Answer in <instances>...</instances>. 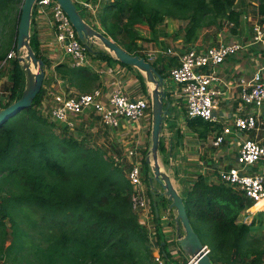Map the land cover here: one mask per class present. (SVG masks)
I'll return each instance as SVG.
<instances>
[{
    "label": "trees",
    "instance_id": "1",
    "mask_svg": "<svg viewBox=\"0 0 264 264\" xmlns=\"http://www.w3.org/2000/svg\"><path fill=\"white\" fill-rule=\"evenodd\" d=\"M23 1L0 0V21L3 7L9 2L21 3L22 7ZM106 1L100 10L103 9V14L98 29L127 52L142 57L137 51L138 42L148 40L139 34L140 26L154 30L166 18L184 21V44L191 47L197 43L207 44L221 32H227L225 23L230 26L229 31L236 34L243 17V10L234 0ZM259 13L264 16V0L260 1ZM19 21L20 16L15 24L16 37ZM30 45L47 66V60L40 54L33 39ZM12 50L16 53V45ZM98 54L102 60L121 64L102 51ZM1 60L7 65L10 97L8 103L1 105L0 111L20 100L26 86L25 72L18 57L8 59L4 55ZM159 60L153 66L164 78L171 67L179 65L174 58L162 65H158ZM57 69L73 81L72 86L87 91L84 93H91L99 87H92L99 78L90 68L61 64ZM138 80L143 91L147 92L146 80L141 73ZM84 84H89V88L83 87ZM43 94L44 88L31 108L0 125V176H3L0 179L4 182L0 193L4 197L0 206L1 213L5 214L0 223L4 228L2 223L8 219V208L17 215L21 206L33 208L31 206L36 205L44 211L40 222L49 227L47 231L40 230L48 245L35 244L31 240V250L25 257L26 237L15 215H12L13 239L9 246H1L2 258L5 255L8 264H153L147 233L132 209V186L126 176L104 158L81 149L72 137L60 138L48 133V119L38 109ZM187 126L191 130L202 129L203 133L211 130V124L201 119L188 120ZM214 132L219 134L221 128L214 129ZM56 148L62 153L57 154ZM165 149L162 142L159 152L164 153ZM143 163L146 182H149L151 167L145 160ZM197 176L183 196L192 227L210 249L212 262L238 264L253 257L250 264H262L264 250L251 249L248 238L262 227L263 221L254 217L250 223H240L241 216L253 206V202L221 181H212L203 174ZM8 194L11 196L5 197ZM151 202L158 226L160 216L156 217L154 210L157 202ZM28 219L34 221L32 217ZM3 236L6 238L4 231ZM159 240L160 244L166 243L160 235ZM164 252L166 259L169 258L165 247Z\"/></svg>",
    "mask_w": 264,
    "mask_h": 264
},
{
    "label": "built area",
    "instance_id": "2",
    "mask_svg": "<svg viewBox=\"0 0 264 264\" xmlns=\"http://www.w3.org/2000/svg\"><path fill=\"white\" fill-rule=\"evenodd\" d=\"M73 1L87 13L91 20L87 22L93 27L98 26V23H95L97 13L100 5L106 0ZM36 13L40 16L43 14L51 16L56 42L69 58L73 68L92 67L90 43L79 39L69 17L56 0H37L34 4V14ZM254 31V43L262 42L264 26L255 25ZM242 49L244 46L238 42H220L206 48L192 47L178 55L171 49L166 52H143L142 55L151 64L157 61L159 55L178 57L179 65L169 71V79L176 89L167 90V94L185 105V121L201 119L213 125H221V132L215 134L211 140L212 147L221 149L229 138L230 145L236 150L234 151L235 166L219 169L218 179L242 192L253 202V206L244 213L245 216H252L264 213V207H257L264 200V175L253 171L264 162V117L262 114L264 77L259 71L250 81L241 83L238 97L240 107L234 115L220 111L222 92L218 86L220 83L218 69L229 57L237 55ZM11 57L15 55H10L8 59ZM43 88L46 92L38 109L46 118L70 131L76 129L82 117L96 116L105 130L111 132L124 130L130 134L142 120L148 116L152 117L149 93L131 98L121 87H116L108 93L98 87L91 93L67 96L64 92L55 91L44 83ZM244 108L251 110L243 112ZM244 135L247 138L243 139ZM144 149L140 143L132 146L125 145V157L131 163L127 175V180L132 186L130 199L132 209L139 218L141 227L147 233L154 264H166L164 247L159 240L160 231L154 221V212L149 199L152 189L146 182L142 168V160L144 161L142 150ZM255 208L260 212L254 211ZM167 243L166 241V245ZM205 248L210 253L208 246Z\"/></svg>",
    "mask_w": 264,
    "mask_h": 264
},
{
    "label": "rangeland",
    "instance_id": "3",
    "mask_svg": "<svg viewBox=\"0 0 264 264\" xmlns=\"http://www.w3.org/2000/svg\"><path fill=\"white\" fill-rule=\"evenodd\" d=\"M252 1H255V3H258V4L260 3V0H252ZM105 2L107 1H104L100 5L99 11L97 13V20H96L97 22H95V23H98V22L99 23H98V26H95V28L100 27L99 24H100V18L103 14L102 13L103 9L102 11L100 10L103 7V4ZM15 4H16L15 2H9L7 6L3 7L1 11L2 20L0 21V101L2 99L6 103L9 102V97H10L9 89H8L10 85V81H9V76H8L7 65L4 60H1V58L4 55H6L7 58H9L10 55H15V57H18V54L14 53L12 49L16 45L15 41L17 37L15 35V31H17V28L15 29V24L19 16H21L20 9L22 7H21V3L16 4V5ZM23 4H24V1L22 3V6ZM76 5L81 10L80 6L78 4ZM35 11L37 12V8L35 9ZM43 16H46V15L43 14ZM82 16L86 21L91 22V20L87 16V13L83 10H82ZM226 26L228 27L227 32H230L229 31L230 26L226 25L225 23L224 27ZM185 27H186V23L184 21H178L173 18H166L163 21V23H158L155 26L154 30L152 29V27L140 26L138 30L139 34L142 37L146 38L148 41H139L137 51L142 54L143 52L144 53L145 52H155V51L166 52L168 49H171L174 53L176 52V53L181 54L185 50L189 49L190 46H186L184 48V44L175 43L176 41L173 40V37L178 32H179L178 35L180 36H182V34L185 35L184 32L182 31L184 30ZM101 32H103V30H101ZM224 33L226 32L224 31ZM165 35H168V36H165ZM216 39L212 40V43H215V45L218 43ZM181 48H184V49L181 50ZM103 49L104 47L102 45H97L95 47L96 52H101L103 51ZM24 55L25 53L22 52L21 56H24ZM160 56L162 55H159V57ZM62 57H63L61 60L62 63L69 65L70 64L69 58L65 56L64 53H62ZM44 58L47 60V63H48L46 70H45L46 75H45L44 85H46L47 87H52L55 91H57L58 89H61L63 91L65 90L69 92L71 89H73L75 90L74 93L87 92V91H83L82 88L77 89L76 87L72 86L71 84H74L73 81L70 78H67L66 74L62 70H58L57 66H55L53 62L48 59L47 56H44ZM65 62H68V63H65ZM32 71L34 73L38 72V70L35 69L33 65H32ZM98 78H99L98 81L94 82L92 87H97L99 85L98 82H100V77ZM170 84H171L170 89L172 90L176 89V86L173 84V82H170ZM83 87L89 88V84H84ZM44 92L46 91L44 90ZM44 95L45 94H43V98H44ZM168 98L172 104L175 103L176 106L173 109L176 110L178 115H184L186 113L185 105L181 101H177L171 96H169ZM173 109L171 110V112L173 111ZM47 121L50 125L47 127V129L49 130L47 131L48 133H53L55 136H59L60 138L72 137L73 139L78 141L81 149L90 150V152L98 156V158L99 157L104 158L105 160L110 162L109 164H111L113 168L120 170L123 173V175L126 176L127 178L128 172L131 167V163L125 158L123 146L120 147L117 141L110 139V137L114 138V136H116L115 133L105 130L102 127L98 119L94 118L91 120V118L89 117H82L81 121L78 123L74 131H70L64 126L59 125L51 121L50 119H48ZM180 124L182 127H184L182 130L183 131L182 134L180 133L178 134V131L180 130V127L178 126V124L171 123L168 126V133H172V135L166 134V137L163 138L162 140L166 149L164 153L159 152V162H160L161 168L164 169V171L167 172V174H169L170 176H174V175L181 176L185 173H189L192 175L193 173L198 171L196 164H198V166L200 167L201 166L200 162L206 164V167L210 168V166L213 164L212 162H214L215 161L214 159L216 158L215 157L216 150L211 145L212 137H214V135L216 134V132H214V129L213 130L211 129L210 131L203 133L202 129L191 130V129H188L185 124H182V122H180ZM185 133H190V134L187 135ZM149 138L150 140L147 139V141L144 142V145L141 144L143 147L151 148L152 146L151 145V135L149 136ZM242 138L245 139L247 138V136L244 135L242 136ZM175 141L177 142L185 141L186 142V144L189 146L187 155L185 153L181 154V150H179V152L177 153L178 150H176ZM200 147H202L201 150H200ZM223 148L225 152L224 154L227 156L234 154V151L236 150L232 146H228V148H226V146H223ZM56 153L57 154L62 153V150L56 148ZM142 153H143L144 159L146 160V158L148 157V151L144 149L142 150ZM188 158H191L192 160H188ZM143 162L144 161L142 160V163ZM142 168H143L144 177H146L147 173L144 167V163L142 165ZM188 169H191V170H188ZM150 174L151 173H149V175ZM209 176H211V174H209ZM1 177L3 176H0V178ZM147 183H145V185H147ZM149 185H150V181H149ZM152 185L156 191L162 190L158 183L153 182ZM3 189H4V182L1 181L0 179V193L2 192ZM9 196H11V194H8L5 197H9ZM3 197L4 195L0 194V203ZM149 199L150 201L155 200L158 204V210H159V216H160L158 227L160 230V236L162 240H165L168 242L167 245L165 246V251L167 254H169V258L166 259V264H188L189 262L188 256H186L180 250L177 243H175L176 242V231H175L174 220H173L174 214L172 212H168V204L166 202V199L164 197H161V195L159 194L156 196L150 195ZM31 207L33 208H28L27 206H24V205L21 206L22 209L17 215L16 213L12 212L11 208H8L6 210L7 212L6 215L8 218L7 220L10 221L12 219V215H15V220L19 222L20 229L24 231V235L26 237V247L24 250L25 257H28V251L31 250L29 248L31 244V240H33L35 244H42L43 246L48 245L47 240L45 239V237H42L41 232H40L41 229H44L47 231V229L49 228V227L47 228L46 225L40 222V218L44 215V211L36 207V205H33ZM254 211L258 213L260 212L257 210V208H255ZM2 215H5V214L1 213V206H0V221H2V218H3ZM257 215L258 214L254 215L253 217L245 216V217H248L245 220H244V216L242 215L243 218L242 217L240 218V223H245L246 221L248 222L250 220L249 217H252V218L256 217L258 221H261V222L263 221L262 227L255 230L248 238V240L252 244L251 249L260 251V250H264V213L258 216ZM29 217H32L34 221H30L28 219ZM138 222H139V218H138ZM34 223H37L36 227L34 226ZM2 228L3 227H0V264H8L7 257L4 255L2 258L1 246L3 245V248L9 246L13 239V234L10 233L9 231L5 233L6 234V238H5L3 236ZM56 228L60 232L59 230L60 228L58 226ZM166 234H169V237H167ZM151 254H153L152 251H151ZM252 259L253 257H250V259H248L244 263L238 262V264L240 263L250 264V261ZM151 261L153 262V260ZM262 264H264V257H263Z\"/></svg>",
    "mask_w": 264,
    "mask_h": 264
},
{
    "label": "crops",
    "instance_id": "4",
    "mask_svg": "<svg viewBox=\"0 0 264 264\" xmlns=\"http://www.w3.org/2000/svg\"><path fill=\"white\" fill-rule=\"evenodd\" d=\"M234 1L237 2V6L239 5L240 9L243 10L241 26L238 28L237 33L233 34L225 31L226 33L221 32L217 37H213V39L217 38L216 40L218 43L238 42L244 46V49H242L237 55L229 57L225 61V63L218 69V76L220 79V83L218 86L222 92V104L220 111L232 113V115H234V113H236L240 107L239 105L240 100L238 99V97H239V92L241 91V88H239L241 83L243 81L246 82L250 81L253 78L254 74L259 71L264 77V40L260 43H254L255 25L259 24L261 26H264V16H262L258 11L260 3L259 4L255 3V1L252 0H243V2L242 1L240 2V0H234ZM31 29H32L31 40L33 39V42L37 45L40 54L42 56L43 55L47 56L48 59L52 61L55 66H59L63 64L61 61L63 58L62 57L63 51L59 48V45L56 42L55 33L52 27L51 16L50 15L40 16L37 13L34 14ZM182 31L185 34V30ZM178 34L179 32L175 35L176 37L175 36L173 37V40L176 41L175 43L184 44V35L182 34V36H180ZM207 44L200 45L197 43L195 44V46H191L189 48L192 47L206 48L208 46L214 45L212 41H210L208 45ZM185 47L186 46L184 44V48ZM184 48H181V50H183ZM102 52L106 53V55H109L112 59L116 60L113 55H111L109 52H105L104 49ZM94 53L95 54L92 53L90 56L92 61V67H90V70L94 74L98 75V77H100V82H98L99 88H102L104 92L108 93L116 87H121L125 90L126 94L129 95L131 98L145 96L150 92L149 91L150 85L147 83V81L145 82L147 87V92L143 91L141 84L138 80V75L141 72L137 68L134 67L127 68L116 62L111 63L106 60H102L100 59V56L98 52H96V50H94ZM176 54L178 55L179 53ZM159 58L160 60L158 61V65H162L163 63L168 64L169 59L171 58H174L177 61H179L177 56L173 57L169 55H165V56L162 55ZM69 65L71 66V64ZM169 70L167 71L168 77L166 76V78H164L166 82V90H169L171 86L170 84L171 81L169 79ZM141 74L145 78L144 74L143 73ZM57 91L64 92L65 90L63 91L61 89H58ZM74 91L75 90L71 89L69 92L65 91L64 93L67 96H73L78 94V93H74ZM5 103L6 102L2 101L1 99L0 107ZM175 106H176L175 103L172 104L170 108V117H168L164 123L165 126L164 131L166 134L172 135V133H168V126L171 123H176L180 127L178 134L179 133L182 134L183 133L182 130L184 128L181 126L180 122H182V124H185L186 127L188 128L187 121H185V117H184L185 114L178 115L176 110L173 109L175 108ZM172 109L173 111L171 112ZM248 110L251 109L244 108L243 112ZM262 114L264 117V106L262 107ZM89 118H91V120L94 118L98 119L96 116H91ZM151 126H152V117L148 116L146 119L142 120L136 127H134V131H132V133L127 134V132H125L124 130H120L119 132H117L119 133V136H117L116 132H112L115 133L116 136L113 135L114 138L110 137V139L117 141L120 147L123 146L124 151H125V145L132 146L138 143L144 145V142L147 141V139L150 140L149 136L151 135ZM218 127L221 128V125L211 124L212 130L217 129ZM185 134L189 135L190 133H185ZM230 141L231 140L228 138L226 144H224L223 146H226V148H228V146H231ZM175 143H176V150H178L177 153L179 152V150H181V154L185 153L187 155L189 146L186 144V142L175 141ZM223 146L219 150L215 149L216 158L214 159L215 161L212 162L213 164L210 166V168L206 167V164L200 162L201 165L200 167L198 166V164H196L198 171L193 173L192 175L189 173H185L181 176H175V175L172 176V178L175 177L177 178L175 181L176 187L179 189H182L183 187L189 189L196 181L198 174L206 175L212 181H219L217 176L219 169L221 168L228 169L230 167L235 166V154H232L230 156L225 155ZM145 149L148 151L149 148H145ZM201 149L202 147H200V150ZM188 160H192V159L188 158ZM253 171H257L264 175V162L261 163V165L255 167ZM209 174H211V176H209ZM254 215L255 214H253L252 217ZM243 216H244V220L248 218L245 217L244 214ZM243 216L241 217L243 218ZM252 217H249L250 220L248 222L246 221L245 223H250ZM2 224L4 226L3 228L4 233H7L9 231L11 233L12 231L11 221L5 219ZM0 227H1V223H0ZM166 235L167 237H169V234Z\"/></svg>",
    "mask_w": 264,
    "mask_h": 264
},
{
    "label": "water",
    "instance_id": "5",
    "mask_svg": "<svg viewBox=\"0 0 264 264\" xmlns=\"http://www.w3.org/2000/svg\"><path fill=\"white\" fill-rule=\"evenodd\" d=\"M37 0H24L22 6L18 33L16 38V53L18 60L23 66L26 76V86L22 97L10 107L0 111V125L8 121L16 114L32 107L35 99L40 94L46 75V63L38 58L32 49L31 28L34 16V4ZM69 17L81 41L90 43L89 51L94 52L97 45H102L106 52H109L121 64L137 68L144 74L147 83L150 85L151 95V148L148 149L146 163L151 167L150 185L152 186V196L161 195L166 199L168 212H172L176 231V243L180 250L189 258L190 264H214L206 251V246L202 243L198 234L194 231L187 213L184 196L186 188L179 189L175 185L176 177L172 178L159 162V148L165 136L164 123L170 117V102L166 90V82L162 74L147 62L140 55H133L117 43L107 37L100 29L90 25L82 16L81 11L73 0H56ZM100 43V44H99ZM96 44V45H95ZM24 52L25 55L21 56ZM32 65L38 70L32 71ZM153 182L160 185L161 191L153 188ZM155 198V197H154ZM156 217H159L158 205L154 204ZM166 243L162 242L165 247ZM164 252V251H163ZM165 255V252H164Z\"/></svg>",
    "mask_w": 264,
    "mask_h": 264
},
{
    "label": "bare ground",
    "instance_id": "6",
    "mask_svg": "<svg viewBox=\"0 0 264 264\" xmlns=\"http://www.w3.org/2000/svg\"><path fill=\"white\" fill-rule=\"evenodd\" d=\"M258 208H263L264 207V200H262L258 205H257Z\"/></svg>",
    "mask_w": 264,
    "mask_h": 264
}]
</instances>
